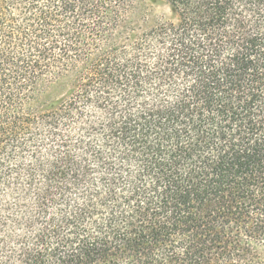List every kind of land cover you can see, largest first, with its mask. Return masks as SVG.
<instances>
[{
  "label": "trees",
  "instance_id": "obj_1",
  "mask_svg": "<svg viewBox=\"0 0 264 264\" xmlns=\"http://www.w3.org/2000/svg\"><path fill=\"white\" fill-rule=\"evenodd\" d=\"M159 1L0 0V264H264V0Z\"/></svg>",
  "mask_w": 264,
  "mask_h": 264
},
{
  "label": "rangeland",
  "instance_id": "obj_2",
  "mask_svg": "<svg viewBox=\"0 0 264 264\" xmlns=\"http://www.w3.org/2000/svg\"><path fill=\"white\" fill-rule=\"evenodd\" d=\"M152 8L149 7V9L151 10V12H153V14L157 13L158 15L162 14L163 12H165V7L164 5L159 1V0H149Z\"/></svg>",
  "mask_w": 264,
  "mask_h": 264
}]
</instances>
